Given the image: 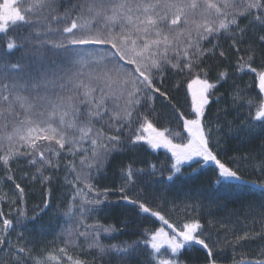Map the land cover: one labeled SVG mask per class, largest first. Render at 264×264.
Returning a JSON list of instances; mask_svg holds the SVG:
<instances>
[{
	"label": "snow or ice",
	"instance_id": "obj_1",
	"mask_svg": "<svg viewBox=\"0 0 264 264\" xmlns=\"http://www.w3.org/2000/svg\"><path fill=\"white\" fill-rule=\"evenodd\" d=\"M0 33V264H187L186 248L223 264L229 249L255 241L262 258L231 264H264V0H2ZM245 69L257 97L234 79L217 95ZM221 100L227 107L212 112ZM243 108L238 123L226 119ZM145 146L169 163L135 167ZM208 168L214 179L182 199L163 187ZM109 179L114 187L100 189ZM37 188L29 216L25 198ZM121 201L135 211L121 231L137 239L105 244L118 230L99 217ZM241 213L250 222L230 228ZM52 214L65 222L53 240L32 235L29 224ZM149 218L161 226L143 227Z\"/></svg>",
	"mask_w": 264,
	"mask_h": 264
},
{
	"label": "trees",
	"instance_id": "obj_2",
	"mask_svg": "<svg viewBox=\"0 0 264 264\" xmlns=\"http://www.w3.org/2000/svg\"><path fill=\"white\" fill-rule=\"evenodd\" d=\"M0 2H2V0H0ZM4 39H5V34L0 33V42H3ZM224 67L227 68L228 67L227 64H225ZM253 67H256V65H253ZM228 70H229V72L238 71L235 69H228ZM176 79L179 80L180 78L177 77ZM233 79L236 80L237 82H239L242 85L241 87H243L244 85L251 86L252 91L250 93V97H257L259 95L258 89H256L255 85L253 84L255 76L253 73H251L247 69H245V71L243 73H241L237 76L231 77L229 80V84L224 85L222 88H220L217 95L225 94V96H226L227 93L225 92V89L230 87ZM175 82L176 81L169 79V80L165 81V85L168 87H172V85ZM185 88H186V85L181 84V89H180L179 95L181 96L182 99L184 96ZM224 105L225 106L227 105V102L225 100H221V102L219 104H217V103H215V101H213V103L210 105V109L212 112H214V109L216 111L219 107H222ZM156 107H157V111H161L159 101H157ZM181 110H183V109H181ZM163 111L165 113H167V109H163ZM240 111H239V113L235 111V114H237L238 117H239ZM251 111H252V114L254 115V109H252ZM248 112H249V110H248ZM247 113L245 112L244 113L245 115H243V116L241 115L240 119L245 118L247 116ZM167 126L175 128L176 131H179V128L175 124L167 125ZM234 143L235 144L230 143L229 146L232 148L240 147L239 141L238 142L234 141ZM259 143H260V140L256 139L252 142V145L243 146V150L246 151L247 148L252 147L254 145H257ZM165 153L166 152L163 149H151L150 147L145 146L144 148L139 149L136 153V158L140 161V163H137L135 165V167H138V168L147 167V164H145L144 161H147L148 163H151V164H157L158 166L161 164L169 163L166 159ZM228 154L231 155L232 153L229 152ZM119 159L127 160V157H121ZM193 167H196V165L193 164ZM191 170H192L191 168H187V167L182 169V171L185 173H188ZM112 172H113V169H109L108 172H106V175L111 177ZM167 174H168V172H167V170H165V175H167ZM213 179H214V176L212 174V171L210 168H208L201 173V175L199 176L198 179H196L194 181L182 182V181L178 180L175 185H172V186L163 185V187H165V188L170 187L171 188V190L168 192V195L170 198L179 197L182 199L184 197V189L186 187H194V186L201 184V183L207 184L209 181H211ZM250 179H256V177L253 176V177H250ZM113 187H114V185L112 184L111 179L104 181V182L100 183V185H99L100 189H103V188L111 189ZM259 198H260L259 192H255L252 196L249 197V199H251V200H258ZM25 199L27 201L26 209L28 211V215L31 216V215H33L32 209L36 208V206L41 203V197H40V192H39L38 188L33 191V194L26 196ZM108 200L112 201V202L119 201V193L117 192V193L110 194L108 196ZM57 203L59 204V201ZM231 207L236 209V210H239V204L232 205ZM3 208H4L6 213L9 211V206L7 204H4ZM11 211L14 214L15 208H13ZM36 211L38 212L39 209L37 208ZM209 211H212L215 213V209L205 208L202 210L201 214L204 216L205 219L212 218V217L207 216V213ZM216 215H221V214L216 213ZM133 217H135V211L130 206H128L125 202H122V201L119 202L118 206H116L114 204L112 211L106 210L105 214L99 217V222L105 226L114 225L118 231L113 232L111 234H103V236H102L103 242L105 244H120L121 242H125V241L131 242L132 240L137 239L136 236L131 235L130 231H128V230L121 231V229L123 228V225L120 223V221L130 220ZM181 217H182V213L176 214V216L172 218V222H175L176 219H179ZM9 218H12V217H9ZM166 218H168V217L166 216ZM250 220H251V217H249L248 221H245V213H241L238 217V220H237V217H233L232 223L229 224L228 226L231 228L234 225L237 229H243L246 227V224L248 222H250ZM93 222L94 221H91V220L89 221V223H93ZM64 223H65L64 218L62 216H56L54 214L45 215L41 220L37 221V224L38 225L42 224L45 227V229L47 230L46 235L44 237H40L39 233L37 231H35L36 232L35 234L32 233V235H36L38 238H43L46 241H51L54 238L53 234H51V233L58 232L60 230L59 226L63 225ZM30 225H33V224H29V226ZM133 226L134 225H129V228H131ZM159 226H161V225L158 222L154 221L152 218H149L148 222L143 225V227H145V228H153V227H159ZM0 227H2V225H0ZM13 236L14 235H12L10 237V239H12ZM254 244L256 246H259V245H261V242L255 241ZM233 256L235 257V259L237 261L248 260V259H257V257H258V255L254 254L253 252L252 253L247 252L246 250L241 249V247H238L235 250L229 249L227 251L226 258L223 259V264H231V258ZM180 259L182 261H187V264H203L204 252L199 248H186L185 250H183V255H181ZM113 264H114V261H113Z\"/></svg>",
	"mask_w": 264,
	"mask_h": 264
},
{
	"label": "rangeland",
	"instance_id": "obj_3",
	"mask_svg": "<svg viewBox=\"0 0 264 264\" xmlns=\"http://www.w3.org/2000/svg\"><path fill=\"white\" fill-rule=\"evenodd\" d=\"M242 86V85H241ZM225 107H227V105L225 106H222V107H219L216 111H215V109H214V112H219L220 111V109H222V108H225ZM248 110L249 109H247V108H243V109H241V111H240V114H239V117H238V115L237 114H235V110H229V114L227 115V117H226V119L228 120V121H236L237 123L240 121L239 119H240V117H241V115L243 116V115H245L244 113L246 112H248ZM220 115H221V119H225V117H224V114L221 112L220 113ZM234 141H236V142H238V140H233V141H231V143L232 144H235L234 143ZM166 155H170V154H166L165 153V156ZM39 223V222H38ZM37 226H38V224H33V225H30L29 227L30 228H32L33 229V233L35 234L36 232V228H37ZM17 231H23V229H17ZM14 236L12 237V241H13V243L15 244V242H16V236H15V234H13ZM255 242H252V243H247V244H244L243 245V247H241V249H244V250H246L247 252H253L254 254H256V255H259L260 254V252H261V245H259V246H256L255 244H254Z\"/></svg>",
	"mask_w": 264,
	"mask_h": 264
},
{
	"label": "bare ground",
	"instance_id": "obj_4",
	"mask_svg": "<svg viewBox=\"0 0 264 264\" xmlns=\"http://www.w3.org/2000/svg\"><path fill=\"white\" fill-rule=\"evenodd\" d=\"M260 258H262L261 255H258L257 259H260Z\"/></svg>",
	"mask_w": 264,
	"mask_h": 264
}]
</instances>
